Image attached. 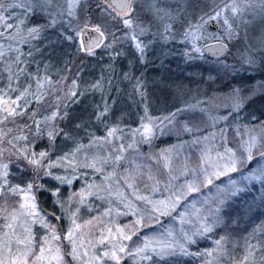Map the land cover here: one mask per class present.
Segmentation results:
<instances>
[{"label": "rangeland", "instance_id": "1", "mask_svg": "<svg viewBox=\"0 0 264 264\" xmlns=\"http://www.w3.org/2000/svg\"><path fill=\"white\" fill-rule=\"evenodd\" d=\"M88 1L0 0V264H154L190 254L197 264H264V224L241 253L229 252L224 236L193 250L221 224L229 197L254 186L264 199V105L256 100L264 95V0H200L194 1V11L188 7L193 0H130L125 10L98 0L111 20L123 23L139 53L151 32L135 18L139 6L150 23L156 22L151 35L161 40L159 48H179L183 62L208 57L206 40H223L227 52L202 61L224 78L226 88L208 90L181 76L165 85L161 72L139 69L147 94L162 84L166 99L182 104L164 115L143 111L133 128L112 125L103 135L72 142L69 152L51 156L57 122L76 84L66 69L57 73L50 57L42 64L56 78L40 72L33 75L38 81H31L27 55L43 31L31 16L47 13L57 33L72 29L81 49L91 52L115 31L108 29L110 23L87 22L88 17L77 21V28L69 26L68 16L74 19L77 5L87 10ZM184 10L194 13L183 18ZM180 14L184 21L173 27ZM209 19H216L221 30H210ZM88 25L102 36L91 49L80 37ZM159 27L163 35L157 34ZM55 40L42 41L48 48H39L40 54L50 53ZM133 75L127 72L129 88H117L106 108L124 106L125 101H115L118 97L133 104ZM232 76L255 79L237 86ZM92 91L80 102L90 104L97 97ZM4 100L11 104L8 111ZM250 103L259 111L246 112ZM42 179L54 184L42 186ZM42 187L52 190L56 220L38 204L36 192ZM112 253L119 259H111Z\"/></svg>", "mask_w": 264, "mask_h": 264}, {"label": "trees", "instance_id": "2", "mask_svg": "<svg viewBox=\"0 0 264 264\" xmlns=\"http://www.w3.org/2000/svg\"><path fill=\"white\" fill-rule=\"evenodd\" d=\"M194 1L199 2L200 0H193V2L188 5L191 11H194V5H197ZM88 5L89 8L85 11H82L81 6L77 5V12H75L76 15L74 19L70 15L68 16V24L70 27L73 26L77 28L76 25L79 23L77 21L83 20V23L85 17H88L87 22L89 23H94L95 21H98V23L105 22V26L107 27L110 23L108 29L114 30L115 32L111 37L109 36L110 38H107L103 44L91 52H85L78 45L75 32L72 29L66 30L67 28H64L59 31L58 28L57 30L59 32L57 33L52 26L48 31L45 29L44 23H42L43 20H41L42 22L40 24L35 23L38 29L43 30L40 34L41 37L34 41V44H36L35 46H30L27 55L30 74H32V82L33 80L38 81V79H33V75L40 74V72L48 74L49 77L52 76L53 73L45 69L42 64V62H45V60L50 57L58 64L59 72L57 73L62 74L66 69L72 76L71 80L73 79L76 84L74 96L72 99L70 98L71 100L65 105L63 116L61 120L57 122L58 130L53 139V146H51V156L69 152L72 142L74 144H82L83 142H87L92 135H103L112 125L133 128L137 124L138 118L144 113H148L151 116L159 114L164 115L170 112L174 107L182 104L181 101H170V99H166V96L162 94V84L161 88L159 85H153V88H149L152 94H147L145 76L139 74V69H146L148 72L154 71L157 72V74L161 72L165 85L169 79H175V77L181 76L183 78L188 77L192 84L196 86L202 84L208 90H224V87L226 88L224 78L220 77L219 73L216 72L214 68L205 65L202 61H207L212 57L208 58L209 56L206 57L203 55L202 60H196L194 63L192 61L183 62V57L179 48L174 50V48L172 49V47H169L166 51L165 49L162 50L159 48V43H162L161 40L151 35L152 31L156 29V22L153 21V23H150V21H148L149 14L144 13L143 10H141V6H139L140 10L135 14V18L144 26L147 25L151 30V32L144 36L143 43L145 44V49H142V54L134 48L129 38H126L127 31H125L126 28L123 23L115 19L111 20L109 15L99 8L98 0H89ZM191 11L184 10L183 18L190 15L189 13H194ZM173 12H176V7H174ZM37 16L42 18L41 16L44 15L38 12ZM179 18L177 22H173V27L176 26V23L179 27L181 26L184 19L181 14ZM152 24L155 26L152 27ZM104 30L106 31V29ZM158 33L163 35L165 30L160 29L157 31V34ZM52 36L56 38L53 50L48 53L49 55L47 53L45 55L40 54L39 48L44 50L48 48L46 45H43L42 41H50ZM146 37H148L149 40H146ZM145 41H147V45ZM55 51L56 55L52 56ZM130 71L134 73L131 78L132 87H130L132 91L134 90V93L130 94H133L132 97L135 101L132 105L127 106V99L118 97L115 101H125L124 106L115 104L112 109L106 108V103L112 100L117 88L121 90H123L122 88H129L127 72ZM168 76H173L174 78H169ZM52 77L53 79L51 80L56 78L55 76ZM193 77H195V79H193ZM231 79L232 83L237 84V86H241L242 84L243 86H247V83L253 82L255 76H232ZM133 84H137L138 87L134 88ZM91 89H94L91 95L97 93V97L94 95L95 97L91 99L90 104H87L85 101L81 103V96L88 94ZM138 94L140 98L137 97ZM256 100H262L263 104H260L264 105V95L259 96ZM253 107L255 106L251 105V107H247V109H245L246 112L248 109L250 112H253L251 109ZM253 110H255V112L259 111L254 108ZM11 165H14V163ZM80 182L81 180L79 179L73 185L75 186ZM51 183L54 184L53 180H41L42 186H49ZM36 196L40 208L47 214H51L53 220H56L54 215L57 212V203L52 199L50 200V197H52V190L46 189L45 187L38 188ZM228 199L229 200L222 208L223 219L221 224L209 231V235L202 237L201 241L199 240L195 242L194 246L192 245L195 253H197L196 250L200 247H204L212 238L218 239L222 238V236L228 241L227 245L231 253H241L246 245L252 244H248V242H253V238H250L251 233L258 225L264 224V199L256 196V188H254V186ZM197 263V257L190 254L185 257L164 258L157 260L154 264Z\"/></svg>", "mask_w": 264, "mask_h": 264}, {"label": "water", "instance_id": "3", "mask_svg": "<svg viewBox=\"0 0 264 264\" xmlns=\"http://www.w3.org/2000/svg\"><path fill=\"white\" fill-rule=\"evenodd\" d=\"M106 1L117 10H125L127 8L129 0H106ZM207 25L215 29H218L220 27L219 22L216 19H209L207 21ZM81 36L83 38L87 36L91 37V40L87 44L84 43V48L86 49L95 46L101 40V33L96 29H92L89 27H85L82 30ZM227 50H228L227 44L223 41L206 42L203 45L204 53L207 56L213 58L221 57L227 52ZM1 105L5 111L11 109V104L7 100L2 101Z\"/></svg>", "mask_w": 264, "mask_h": 264}, {"label": "flooded vegetation", "instance_id": "4", "mask_svg": "<svg viewBox=\"0 0 264 264\" xmlns=\"http://www.w3.org/2000/svg\"><path fill=\"white\" fill-rule=\"evenodd\" d=\"M129 3H130V0L128 1V5H127V8H128V6H129ZM111 5V4H110ZM112 6V5H111ZM113 7V6H112ZM36 14H37V12H35ZM44 16L42 17V18H40L39 16H37V15H34V14H32V22H38V20L40 21L39 22V24L42 22L41 20H43V22L42 23H44L43 25L45 26V29H47V30H50L51 29V24H50V19H49V16H48V14L47 13H44L43 14ZM14 19V18H13ZM41 19V20H40ZM208 26V25H207ZM85 27H89V28H92V29H96L97 31H99L100 32V30L98 29V28H96V27H92V26H84L83 28H82V30L85 28ZM208 28L210 29V30H213V31H215V32H218V31H220L221 30V27H219L218 29H215V28H212V27H210V26H208ZM82 30H81V34H82ZM101 33V32H100ZM91 36V35H90ZM90 36H87V37H82L81 35H80V37H81V42H82V45H83V47H84V43H88L90 40H91V37ZM205 39V38H204ZM101 41H102V36H101V40H100V42H98L95 46H92V47H90V48H87V49H91V48H94V47H96V46H98L100 43H101ZM207 42H212V41H223V40H211V41H208V40H206ZM224 42V41H223ZM86 49V48H85ZM213 58V57H212Z\"/></svg>", "mask_w": 264, "mask_h": 264}, {"label": "snow or ice", "instance_id": "5", "mask_svg": "<svg viewBox=\"0 0 264 264\" xmlns=\"http://www.w3.org/2000/svg\"><path fill=\"white\" fill-rule=\"evenodd\" d=\"M233 11H235V9H233ZM125 23L128 24L129 21H125ZM37 30H38V29L33 28L31 31L35 32V31H37ZM41 155H44V153H41ZM250 158H251V157L249 156V159H250ZM33 163H35V161H33ZM29 187H31V186H29ZM33 206H34V205H33ZM70 237H71V234H69V238H70ZM216 243L219 244V241H217ZM120 251L123 252L124 249L121 248ZM111 259H116V260H118L119 257H118L115 253H112Z\"/></svg>", "mask_w": 264, "mask_h": 264}]
</instances>
